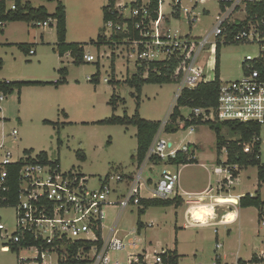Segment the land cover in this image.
<instances>
[{"label":"rangeland","instance_id":"obj_1","mask_svg":"<svg viewBox=\"0 0 264 264\" xmlns=\"http://www.w3.org/2000/svg\"><path fill=\"white\" fill-rule=\"evenodd\" d=\"M59 0H31L32 7L44 5L49 14H53ZM68 12L65 43L82 44L83 55H92L95 61L75 64L73 56H59L57 53V38L55 22L45 28L33 27L31 23L20 22L22 25L6 29L4 38L0 39V81L6 82H49L55 84L65 78L64 85L24 86L20 93L14 89L9 94L0 93V162L7 153L10 161L16 162L22 158L24 149H33L32 156L39 151L48 155L49 161L58 160L60 170L66 172L79 170L89 180L90 187L98 184V179L109 174L114 177L119 174L133 176L137 171V162L133 159L136 153V128L133 125L98 124L112 117L131 119L137 108L138 94L129 87L126 81L136 73L134 57H130L132 44L125 41L116 45H96L100 35L109 39L104 31L103 8L107 0H60ZM219 0H181L182 8H190L191 14L184 15L179 11V17L174 18L169 0H164L162 11L164 13L161 30L169 31L170 35L189 36L201 38L211 32L215 26V17L220 13ZM6 9H10L14 0H4ZM14 5V4H13ZM128 8H124L123 16L127 17ZM168 20V22H167ZM9 24H7V27ZM5 30L4 27H2ZM41 35L44 39L41 41ZM1 37V34H0ZM8 41V42H7ZM29 43L32 53L25 52L16 46L6 43ZM219 80L231 82L241 77L242 62L245 57L257 56L259 47L256 44L225 43L219 44ZM208 48V47H206ZM133 51V50H132ZM70 54V53H69ZM206 57V58H205ZM200 64L214 77V64L212 54H205ZM63 69L65 76L58 73ZM97 75V76H96ZM146 75H144L145 77ZM179 84H145L139 94L138 115L149 122L162 124L169 120V113L175 103V94ZM116 97L110 105L112 96ZM181 116L187 118L188 108L180 109ZM67 116V117H66ZM48 121L51 124H44ZM179 130L176 133H162L161 138L173 143V146L191 145L196 152L199 166L184 170L183 181H194L200 187L211 179L215 185L216 177L211 175V163L216 154V136L207 125H199L189 130L183 129V122H178ZM17 134L14 136L12 131ZM222 137L228 141L238 140L236 134L226 128L222 129ZM260 163L264 164V125L260 126ZM190 142V143H189ZM85 154L84 160L78 159L76 152ZM224 151L221 153L223 154ZM225 159V154L222 156ZM192 165V166H193ZM163 170L174 172L167 164L148 163L145 166L142 178L150 179L148 189L153 188L160 180ZM209 171V176H208ZM242 175L236 185V191L247 189L251 185L255 167L243 169ZM243 173V172H242ZM246 176V177H245ZM249 181V182H248ZM250 189V188H248ZM143 197H150L149 192L142 188ZM177 209L153 207L147 215L141 218L145 225L137 234V206L128 207L120 212L107 207L105 209L104 228L102 236L107 238L111 227H115L119 239H138L139 252L145 247L150 256L161 250H173L175 243L178 254L181 255L178 264H208L215 258V237L218 229V243L222 245L225 229L223 227H188L182 230L181 226L188 225L184 220L175 216ZM199 213V212H198ZM14 209L0 208V223L8 232L13 230ZM203 215V213H199ZM251 220V219H250ZM261 224V223H260ZM255 225V223H254ZM251 228V227H250ZM257 229L253 234L233 233L229 242H224V252H228L225 264H264V262L249 261L253 248L264 249V227L260 237ZM130 252V251H129ZM222 252V249L219 251ZM29 254L0 249V264H16V258ZM112 261L119 260L127 264L125 253H110Z\"/></svg>","mask_w":264,"mask_h":264},{"label":"built area","instance_id":"obj_2","mask_svg":"<svg viewBox=\"0 0 264 264\" xmlns=\"http://www.w3.org/2000/svg\"><path fill=\"white\" fill-rule=\"evenodd\" d=\"M150 1L111 0L113 5L109 12H116L122 24L108 21L104 24L105 34L110 37L114 33H124L127 31L126 21L135 20L133 27L139 30L141 37L139 41L130 42V57L136 59L135 63L137 60L161 62L173 55L181 58L184 56L175 101L182 90L194 89L200 83L214 80V77L208 78L200 60L207 53L214 56L217 43L256 44L259 52L255 57L244 58L240 78L231 82L219 80L216 108L189 109L187 119L264 125V12L252 14L247 10L249 5L264 3V0H219L220 13L215 17V26L201 38L180 37L170 35L168 30H161L164 0H156L155 20L149 19ZM169 2L168 5L172 6L174 12L182 10L187 17L192 13L190 8L180 7V0ZM198 2L203 3L204 0ZM124 8H128L127 17L121 12ZM14 9L15 6L12 5L11 10ZM53 22L55 21L47 19L44 22H33V26L45 28ZM236 25H241V28L233 29ZM93 61L95 58L92 55H83V62ZM2 100L0 97V101ZM169 123V120H165L160 124L144 161L156 158L160 162H167L173 160L177 152L188 155L187 158H194L191 156L194 152L188 145L175 148L173 143L161 138ZM12 134L15 136L17 132L13 130ZM257 146L258 152L255 155L260 160L259 135L243 146V152L252 154ZM19 161L21 165L17 177V200L11 207L15 212L13 230L8 232L0 223V249L29 254L17 257L16 264H122L119 260H111L110 253L113 252L125 253L127 264H166L161 256L163 252L154 253L149 262L146 256L135 253L138 245L132 239L116 238L115 233L105 240L101 237L107 207L122 212L128 207L139 206L142 187L146 185L141 169L137 170L128 181L125 191H122L120 186L127 180L121 175L99 178L98 184L90 187L88 178L79 170L72 168L63 172L60 164L43 163L32 155L12 162L7 154L0 162V196L8 192L7 166ZM221 168L226 176V183L230 185L234 179L232 172L237 168ZM177 184V173L164 171L151 189L152 197L167 199L175 195ZM219 248L220 245L215 244V249ZM210 264L217 262L212 261Z\"/></svg>","mask_w":264,"mask_h":264},{"label":"trees","instance_id":"obj_3","mask_svg":"<svg viewBox=\"0 0 264 264\" xmlns=\"http://www.w3.org/2000/svg\"><path fill=\"white\" fill-rule=\"evenodd\" d=\"M25 1V3H22ZM28 0H14L15 9H6L4 0H0V23H12V22H44L47 19H52L55 21L56 29V38H57V53L59 56H63L66 53H70L71 56L75 58V64H80L83 62V48L82 44H67L65 43L66 35V12L65 7L61 1H57L55 11L52 15H49L44 7L32 8L27 2ZM53 1V0H48ZM113 5L110 1H107V5L103 8V21L104 24L108 21H112L115 24H122V20L117 18L116 12H109V8ZM149 19H156V9L157 1L151 0L149 4ZM248 12L254 13L259 12L262 14L264 12V3L249 5L247 7ZM178 11L172 13V15L177 16ZM146 20L145 23H147ZM135 20H127V31L118 32L112 34L109 39L105 36L100 35L97 38L96 45H116L124 44L125 41H139L141 37L139 36V30L134 29ZM241 28V25L233 26V29L237 30ZM18 48L22 49L25 52H30V45L28 44H19ZM219 50L220 46L217 43L215 47V64H214V80L212 82L200 83L194 89H185L182 90L180 96L175 101L171 112L169 113V121L164 128V132L167 134L176 133L179 130L177 121L183 122V129L190 127H196L199 125H207L211 131L215 133L216 136V163L222 166L236 167L237 170L233 171V178L236 177L238 171L247 167H256L257 168V178L259 183H264V164L260 163L259 159H256V151L258 146L254 148V153L245 154L243 152V146L251 142L254 136L259 134L260 126L253 123H238V122H219V121H201L200 118H192L191 120H186L181 116L180 109H215L217 106V96L218 88L220 85L219 81ZM184 61V56L181 58L179 55H173L167 60L161 62H146L137 60L135 63L136 73L129 78L126 83L129 87L133 88L138 94L137 99V108L134 116L129 119L127 116L123 118L112 117L108 120L97 122L98 124H110V125H133L136 128V153L133 159L140 165L146 156L148 148L160 128L159 122H149L143 120L138 115V106H139V94L143 85L145 84H170L177 82L180 79L182 72V62ZM59 74L65 76L66 72L63 69L58 71ZM144 75H146L144 77ZM97 76V75H96ZM66 84L65 78L58 80L55 84L52 83H43V82H5L0 81V93L9 94L14 89L20 92V89L24 86H45V85H64ZM116 101V97L113 95L110 99V105H113V102ZM44 124H51L48 121H44ZM226 128L233 134H236L239 138L236 141L225 140L222 135V129ZM190 147V145H188ZM225 151L226 160L221 163L220 156L221 152ZM258 152V151H257ZM33 152L31 150L24 151L23 156H30ZM78 159L84 160V154L80 151L76 152ZM191 156H194L192 153ZM188 155L177 152L176 157L173 160H168L167 164L173 166L193 164L194 158H187ZM36 158L41 162H54L59 164L58 160L49 161L45 152H40L36 154ZM152 161L159 163L160 160L152 158ZM20 161L15 164L7 166V185L8 192L3 193L0 196V208H10L13 207L17 200V191H18V170L20 168ZM108 175H106L107 177ZM180 204L177 201V198L173 199H147L140 200L139 209L137 210V230L141 229L140 217L145 213L148 208L153 207H170V206H179ZM239 205L243 208L246 207H263V203L260 202L259 196L249 197L248 195L244 196L239 200ZM164 263L166 264H178L179 256L176 254V251H166L161 254ZM142 259V257H140ZM253 261V260H252Z\"/></svg>","mask_w":264,"mask_h":264},{"label":"crops","instance_id":"obj_4","mask_svg":"<svg viewBox=\"0 0 264 264\" xmlns=\"http://www.w3.org/2000/svg\"><path fill=\"white\" fill-rule=\"evenodd\" d=\"M30 1L31 0H28L27 2L30 4ZM22 3H25V1H23ZM30 6H31V4H30ZM38 7H44L46 9L47 13L49 14L48 9L44 5L38 6ZM38 7H32V8H38ZM10 9H11V7H10ZM65 12H66V26H67L68 12H67L66 8H65ZM49 15H52V14H49ZM172 16L174 18H178L179 12H178L177 16H175V15H172ZM167 22H168V20H167ZM7 24H9L8 27H7ZM31 24L33 26V23H31ZM17 25H22V23H20V22L0 23V34H1L0 39L4 38V36L6 34V29L9 30L12 27H17ZM2 27H4L5 30H3ZM43 39H44V37H43V35H41V41H43ZM11 42L12 43H6V45L16 46V47L19 44L33 45V44H29V43H18L17 41H11ZM30 52H32L31 49H30ZM66 54H67V56H70L69 53H66ZM212 64H215V55L213 57ZM207 75L209 77V74H207ZM220 81H223V80H220ZM33 82H38V81H33ZM41 82H43V81H41ZM43 83H49V82H43ZM194 128L195 127L188 128V130H189L188 133L191 134L193 131L192 129H194ZM188 145H190V144H188ZM183 146L184 145H182L181 147H183ZM181 147H176V148H181ZM194 147L195 148H191V145H190V148L193 150L196 149L195 145H194ZM29 150H31L33 152V149H24L22 151V155H23L24 151H29ZM40 152H44V151H39L36 154H38ZM7 154H9V153H7ZM36 154H35V156H36ZM224 154H225V152L223 154H221V156H220V162L221 163H223L226 160V154H225V159H222V156ZM46 155H47V153H46ZM196 155L197 154L195 152V155H194L195 160H194L193 164H195L196 166H199L201 168H204L203 164L198 162ZM84 156H85V154H84ZM9 157H10V154H9ZM47 158H48V155H47ZM216 158H217V156L215 154V158L212 160V163H211L212 164L211 169L209 170V171H212L211 175L214 174L216 177L215 185L211 184V182H210L211 179H208L207 183L203 186H200V187H198L194 183V181H188V182L183 181L184 170H186L189 167H194L193 164L179 165V166H173V165L169 164V166H171L175 170L174 172L177 173V175H178V184H177V190H176L177 193L175 195L167 198V199L171 200V199L176 197L177 201L180 205L179 206H170V207H165V208L177 209V212L175 213V216L177 218V222H178V219L179 220L181 219L180 215H181V213H183L182 214V220H184L186 222V224H188V225H186V226L183 225V226L179 227L182 230H184L185 228H188V227H191V228H194V227H223L225 229V233H226L224 235L222 241H221L223 244V248H224V242H229L231 240L232 236L237 232L241 231L242 233H244L245 229H248V233L251 232L252 234L254 233L253 229H257L256 233H257V237L259 238L260 233L262 232V227H264V224H263V221H264V205L261 208H255V207L243 208L239 205V200L246 195H248L249 197H255L256 195H258L260 202L264 204V183H259V181H258L257 168L255 167L256 173H255V175H252V177H251L252 178L251 185L250 186L247 185V189H241V190L236 191V185L239 183L241 176L246 175L245 172L243 171V169L239 170L238 174L233 179L232 183L230 185H228L225 181L226 176L224 175L222 168H221L222 165H218L216 163ZM148 163L158 164L152 160L143 161L140 165L137 164L136 171L141 169L144 172L145 166ZM59 164H60V162H59ZM244 169H246V168H244ZM164 171H167V170H163V172ZM209 171H208V176H209ZM168 172H170V171H168ZM162 173H161V175H162ZM119 175L123 176L127 180L126 183H124L123 185L120 186V189L122 191H125L127 184H128V181H130V179L134 175L133 176H129L126 174H119ZM144 181L146 182V185L143 186L142 188L148 190L150 197L141 196V199L142 200L154 199L152 197V194H151L152 188L148 189V185L151 182L150 179H147ZM248 188H250V189H248ZM139 208L140 207L137 206V210ZM149 209L150 208H148L145 211V213L139 219L141 222V229L144 228L145 225L151 224V223H148V224L143 223L141 221V218H144L147 215ZM198 212L203 213V215H200ZM254 223H255V225H254ZM110 229L112 230V232H110L108 234L107 238H104L102 236V233H101V237L104 240L110 238V236H112L113 233L118 234V231L115 227H113V228L111 227ZM140 230L136 231L137 234H140L139 233ZM214 230H216L215 243L219 244L220 248L215 249V251H214L215 252V258L213 259V261H216L217 264H225L224 262L228 258V252H224L222 245L220 243H218V241H217L218 240V229H214ZM132 240L138 245V242H139L138 239H132ZM221 249H222V252L220 253L219 251ZM253 249L254 250H253V253H251V258L247 262L252 261V260H253L252 262H264V249H261L259 251L256 248H253ZM164 251L165 250H161L159 253H162V252L164 253ZM168 251H176V254L179 256V259H180L181 255L178 254V252H177L176 243H175V248L173 250H168ZM139 253L146 256V258L149 260L150 256L148 255V251H146L145 247L141 248ZM179 259H178V263H179ZM210 263L211 262H209L208 264H210ZM237 263L241 264V263H245V261L243 262V260L238 259Z\"/></svg>","mask_w":264,"mask_h":264}]
</instances>
